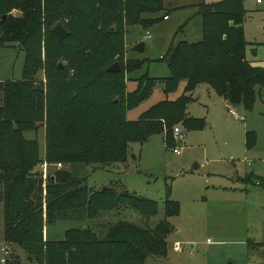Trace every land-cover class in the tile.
<instances>
[{"label":"trees","instance_id":"obj_1","mask_svg":"<svg viewBox=\"0 0 264 264\" xmlns=\"http://www.w3.org/2000/svg\"><path fill=\"white\" fill-rule=\"evenodd\" d=\"M164 1L0 0V48L18 43L25 55L22 79L0 82L4 240L20 246L29 261L144 264L148 257H165L166 238L171 232L168 219L179 214V204L170 199L168 191L164 219L152 229L119 221L109 226L103 239L89 228H80L66 231L61 241H46L45 226L77 209H83L89 220L129 210L147 221L158 214V205L128 192L119 183L104 190L89 189L85 178L73 171H56L45 184L43 162L66 164L72 170L76 166L123 164L130 158V144H142L155 135H164L166 147L173 149L174 127L201 131L206 126L203 119L186 113L198 86L210 87L217 97L246 111L253 109L264 92V68L253 66L246 57L244 0L199 2L201 40L172 45L160 59L165 61L169 76L144 74L135 81V89L127 91L125 76L149 61L129 59L123 63L126 30L136 25L150 27L156 20L146 15L162 11ZM12 11L20 15L14 16ZM56 23L68 36L60 42L48 31L49 51L41 60L40 50L29 47L27 41L37 38L43 27L50 29ZM116 55L120 56V71L108 73ZM41 71L47 79L46 93L36 88V75ZM157 84L166 98L181 85L183 91L175 100L158 102L137 120L129 121L127 112L147 100ZM40 127L45 129L44 157L37 139L24 136L37 133ZM255 141L254 133L246 134L247 149ZM251 180L264 186L263 178L251 176L249 184ZM254 246L264 248L263 243Z\"/></svg>","mask_w":264,"mask_h":264},{"label":"rangeland","instance_id":"obj_2","mask_svg":"<svg viewBox=\"0 0 264 264\" xmlns=\"http://www.w3.org/2000/svg\"><path fill=\"white\" fill-rule=\"evenodd\" d=\"M201 1L215 3L223 0H165L162 11L146 15L156 20L150 27L145 29L136 25L127 28L123 63L134 58L149 61L140 70L126 75L128 82L144 74L153 78L169 76L165 61L160 60L169 48L181 41L196 43L201 40L202 21L197 16V4ZM243 7L247 60L255 67L264 68V0L260 3L244 0ZM12 14L20 15L16 11ZM164 15L166 19H163ZM54 26L50 29L43 27L37 38L27 41L29 47L40 50L41 60L49 51L47 32H52ZM140 43H144V51L134 52L133 49ZM114 59L119 64L120 56L116 55ZM24 63L25 55L18 43L1 47L0 82L21 80ZM36 80L37 90L42 89L46 93L47 79L43 71L37 73ZM181 88L182 85L178 91ZM161 95L162 86L157 84L150 97L128 111L127 117H138L158 102ZM174 95L168 97L173 98ZM192 97L197 101L191 103L188 111L206 120L208 127L201 132L181 130L184 139L177 143L180 155H175L172 149L166 147L162 135H155L142 144H130L128 154L134 159L128 156L123 164L104 168L76 166L74 170L63 164L58 170L54 163L43 162L47 165L42 175L45 184L60 170L76 172L81 179L85 178L86 186L92 190L106 189L119 183L128 192L155 201L158 205L155 217L146 221L135 212L126 210L101 214L97 219L89 220L83 209H77L67 217L47 224L44 228L45 240L61 241L66 231L80 228H89L103 239L109 226L119 221L152 229L164 219L163 202L168 191L170 199L179 204V214L168 219L171 232L166 240L167 255L148 257L144 264H264V248L254 246L255 243L264 244V186L249 184L248 179L243 178L250 173L249 166L264 170V139L261 137L257 141L256 136L254 146L248 149L250 151L245 148L246 131L255 126L264 132V115L258 116L259 112L264 114V105L256 101L251 120H246V114L242 122L228 115L211 88L206 90L204 85H200ZM24 136L26 139H37L41 157H44L45 129L40 127L37 133L29 132ZM255 146L259 150L257 153L253 150ZM196 165L199 168L194 172ZM1 190L0 184V193ZM4 224V205L0 200V264H36L28 260L20 246L6 244ZM175 242L181 244L182 251L179 253L173 251ZM5 247L7 254L3 250Z\"/></svg>","mask_w":264,"mask_h":264},{"label":"crops","instance_id":"obj_3","mask_svg":"<svg viewBox=\"0 0 264 264\" xmlns=\"http://www.w3.org/2000/svg\"><path fill=\"white\" fill-rule=\"evenodd\" d=\"M165 17V16H164ZM134 51V50H133ZM134 52H136V51H134ZM134 59H137V58H134ZM137 60H139V59H137ZM253 65V64H252ZM262 68V67H261ZM132 74V73H131ZM141 77V76H140ZM139 78V77H138ZM137 80V78L136 79H133V78H131V80L128 82L127 81V83H126V85H127V91H132V90H134L135 89V87H136V84H135V81ZM204 89H206V90H208V89H210V87H208V86H204ZM182 91H183V85H182V88H181V91H178V93H175L176 95H174V97L173 98H169V97H167L166 98V96L163 94V95H161L160 96V98H159V100H158V102H161V101H163V100H166V99H169V100H175L176 98H178L181 94H182ZM180 92V93H179ZM216 95V94H215ZM217 98H219V97H217ZM220 99V101L222 102V104H223V107H224V109L226 110V112L228 113V115H230L231 117H233L235 120H237V121H245V118L244 117H246L245 115L247 114V117H246V120H251V117H250V115H252L253 114V109H254V107H253V109L251 110V111H246L242 106H240V105H238V106H232V105H230L228 102H226L225 100H223V99H221V98H219ZM260 101V103L259 104H262V105H264V93H262V91H261V93H260V97H258V99L256 100V101ZM193 101L196 103V99H194V97H193ZM158 102H156V103H158ZM155 103V104H156ZM194 103V104H195ZM256 103V102H255ZM155 104H153V105H155ZM192 104L190 103L188 106H187V110H186V113H187V115L189 116V117H192V118H197V119H201V118H198V117H195L194 115H192L188 110H189V107L191 106ZM229 110H233V111H235V113H236V116L237 117H235L234 115H232V114H230L229 113ZM143 113V112H142ZM141 113V114H142ZM237 113H240V115H238ZM140 114V115H141ZM139 115V116H140ZM264 114H262V112H259L258 113V116H263ZM139 116L138 117H127L129 120H131V121H135V120H137L138 118H139ZM239 117H242L243 119L242 120H240L239 119ZM204 120V119H203ZM205 121V124H206V126H205V128L203 129V130H205L207 127H208V124H207V122H206V120H204ZM180 127V129L182 130V131H184V129L182 128V126H179ZM247 127H249V126H247ZM251 131H246L245 132V135L247 134V133H254L255 134V136H257V141H259V139L262 137L263 139H264V132H262V130H260L258 127H255V126H253V127H251ZM203 130H201V131H203ZM186 131V130H185ZM201 131H198V132H201ZM260 131V132H259ZM187 132H192V131H187ZM163 136V141H164V143H165V145H166V141H165V137H164V135H162ZM175 145H176V143H175ZM245 148H246V137H245ZM262 148H263V151H264V145L262 146ZM256 153L259 151L258 150V148H256V146H255V148L253 149ZM246 151L247 152H249L250 150H248L247 148H246ZM251 154H252V151L250 152ZM134 159V156H132V155H130V159ZM258 159H260V158H258ZM261 160V159H260ZM198 166L196 165L195 167H194V172H197L198 171ZM249 168H250V173L249 174H245L244 175V177L243 178H246V179H249L251 176H253V177H257V178H263L264 179V170L262 169V168H260V167H258L257 169H254V167L253 166H249ZM250 183H252V182H250ZM172 200V199H171ZM172 201H174V202H177L176 200H172ZM164 203V202H163ZM178 203V202H177ZM170 224V223H169ZM171 226V225H170ZM167 238H168V236H167ZM167 238H166V240H167ZM166 243H167V241H166ZM175 243H178V242H175ZM191 248H192V246H191ZM174 251V250H173ZM174 252H176V251H174ZM177 253H179V252H177ZM167 255V254H166Z\"/></svg>","mask_w":264,"mask_h":264},{"label":"built area","instance_id":"obj_4","mask_svg":"<svg viewBox=\"0 0 264 264\" xmlns=\"http://www.w3.org/2000/svg\"><path fill=\"white\" fill-rule=\"evenodd\" d=\"M256 2L260 3L261 0H256ZM229 113L234 115L235 117H237L235 111L229 110ZM239 119L242 120L243 118L239 117ZM172 134H173V136L175 138V143H176V147L174 149H172V151H173V153L175 155H180L181 154V149L179 147H177V143H181V141L184 139V134L182 133V131L179 128V126H176V127H174L172 129ZM46 167H47V165L44 164L43 165L44 171L46 170ZM55 167L59 170V169L62 168V165L60 163H58V164H55ZM3 250L7 254V248L5 247ZM173 250L176 251V252H181L182 251L181 244L180 243H175L174 246H173ZM3 261H5V260L3 259Z\"/></svg>","mask_w":264,"mask_h":264},{"label":"water","instance_id":"obj_5","mask_svg":"<svg viewBox=\"0 0 264 264\" xmlns=\"http://www.w3.org/2000/svg\"><path fill=\"white\" fill-rule=\"evenodd\" d=\"M5 18L6 17H3V20H5ZM111 31H113V29H111ZM52 32L56 35V37L58 38V40L60 42L68 36V33L66 32V30L62 27V25L60 23H58L54 26V28L52 29ZM133 50L136 52L144 51V43H140V44L136 45V47ZM59 67L61 68V65H59ZM106 71L108 73L119 72L120 71L119 64L114 63ZM102 190H104V188Z\"/></svg>","mask_w":264,"mask_h":264}]
</instances>
